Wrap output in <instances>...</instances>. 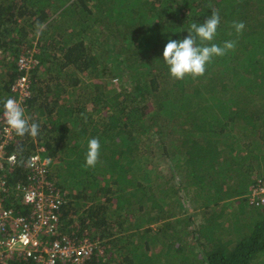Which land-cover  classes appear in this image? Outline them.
Wrapping results in <instances>:
<instances>
[{"label":"trees","instance_id":"16d2710c","mask_svg":"<svg viewBox=\"0 0 264 264\" xmlns=\"http://www.w3.org/2000/svg\"><path fill=\"white\" fill-rule=\"evenodd\" d=\"M107 2L130 18L106 20L95 12L102 0H0V115L24 58L33 68L21 106L40 125L35 138L15 134L5 148L16 162L5 165L2 206L30 215L16 186L28 183L27 161L41 146L61 193L59 235L93 244L84 264H264V216L234 223L223 242V225L215 231L210 218L201 227L193 217L225 194L246 202L264 173V0ZM213 11L220 23L211 43L235 48L213 57L204 75L174 79L164 46ZM111 31L121 39L110 49ZM93 137L100 157L86 167ZM154 158L173 168L167 187L147 165Z\"/></svg>","mask_w":264,"mask_h":264},{"label":"built area","instance_id":"2783aa9c","mask_svg":"<svg viewBox=\"0 0 264 264\" xmlns=\"http://www.w3.org/2000/svg\"><path fill=\"white\" fill-rule=\"evenodd\" d=\"M21 76L12 87L13 99L19 104L30 95L29 73L33 64L21 58L18 61ZM0 115V192L6 190L3 177L5 165L16 162L14 154L6 155L5 148L15 139V132ZM43 147H37L27 161L28 183L17 185L24 204L30 207L29 216H14L4 208L0 199V264H84L93 254L89 239H72L58 233V208L61 193L49 179L50 158ZM249 206H264V173L257 176L245 197Z\"/></svg>","mask_w":264,"mask_h":264},{"label":"clouds","instance_id":"9594fccd","mask_svg":"<svg viewBox=\"0 0 264 264\" xmlns=\"http://www.w3.org/2000/svg\"><path fill=\"white\" fill-rule=\"evenodd\" d=\"M220 23L219 13L213 11L203 23H191L187 29L188 35L179 40L169 39L163 49V61L168 66L169 74L177 80L186 76L193 78L204 75L206 65L213 57L224 56L235 48V41H225L222 45L211 43L217 33ZM238 34L242 33L245 24L242 21L233 22ZM199 42V43H198ZM3 114L7 125L16 135H29L33 138L39 135L40 125L30 122L25 110L15 99L7 98L3 101ZM101 144L98 138H91L87 143L85 159L86 167H95L99 161Z\"/></svg>","mask_w":264,"mask_h":264},{"label":"rangeland","instance_id":"374dc122","mask_svg":"<svg viewBox=\"0 0 264 264\" xmlns=\"http://www.w3.org/2000/svg\"><path fill=\"white\" fill-rule=\"evenodd\" d=\"M107 1L108 0H102L103 3L101 4L102 7L99 8L100 11L95 10V12H98L100 14L101 13L106 14V20L108 19L110 22L115 20L114 25L119 24V20L130 18V16L127 15V12H124V11L119 12L114 7H112L111 10L108 9ZM109 11H113V12H109ZM108 30L110 29H105L104 32ZM115 32L113 31L106 32L107 34H109L108 36L109 41L107 42V44L109 45L110 49L114 46L116 38L121 39V36L119 34L118 35L114 34ZM110 36H113V37H110ZM111 56L113 55H110V57ZM100 58L101 60L104 61L103 57H100ZM122 80L124 81L125 78L123 77ZM116 83L117 85H119L120 80L116 81ZM155 148L158 150L160 146H156ZM170 164L171 162L169 163V165ZM147 165L148 167H152L153 169L156 170V174H154L153 176L155 180H157L158 184H161L162 187H167L171 184L172 178L170 176V173H173L174 171H173L172 166L171 165L168 166L167 162L164 159L162 158L161 159H157V158L151 159L149 164ZM51 169L53 170V159L51 163ZM54 169H56V167H54ZM261 170H259V172ZM53 175L55 177L58 176V172L53 171ZM256 176L257 174L253 173V175H251L250 177V181L253 180ZM222 188L224 192L227 191L226 186H223ZM259 216H264V208L251 207L246 204V202L242 199V197H232L231 193L225 194V196L222 195V197L219 199L218 205L215 206L212 210H210V212H206L205 214V212L203 211H196L193 213V217L196 222V225L200 224L201 227L202 226L204 227L202 220L204 218L206 219L207 217L210 218L209 224L214 225L213 229L215 231H218L219 230L218 228H220V226L223 225L225 234L221 236L222 242L224 241V237H226V240H229L230 237L232 236V230H233L234 223H235L234 228L239 229L242 225H245L246 223H248L249 225L253 220L256 221L257 218H259ZM210 245L211 243H208L206 249H208Z\"/></svg>","mask_w":264,"mask_h":264}]
</instances>
